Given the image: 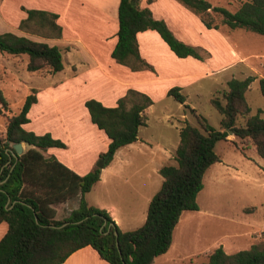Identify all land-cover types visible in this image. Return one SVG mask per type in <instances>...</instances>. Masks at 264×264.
<instances>
[{
    "label": "trees",
    "instance_id": "obj_1",
    "mask_svg": "<svg viewBox=\"0 0 264 264\" xmlns=\"http://www.w3.org/2000/svg\"><path fill=\"white\" fill-rule=\"evenodd\" d=\"M178 1L196 13L207 28H243L264 37V0H243L235 11L207 0ZM23 9L26 17L19 22L20 29L46 37L61 35L57 14ZM118 18L117 42L111 57L133 71L152 69L141 57L137 42V33L148 29L155 30L176 56L201 57L195 47L175 37L162 19L154 18L149 8H140L139 0H119ZM0 51L26 54L29 72L45 68L55 73L63 68L57 46L12 32L0 33ZM255 78L254 75L231 78L221 99L210 98L221 115L220 129L194 112L180 87L168 89L167 95L193 112L200 127L187 121L180 127L175 150L177 164L159 168L162 184L148 204L145 221L127 231L115 224L106 209L90 205L85 194L99 180L101 168L112 160L117 149L138 139V129L145 124L144 111L153 103L152 99L129 89L113 107L93 98L84 102L91 122L104 131L109 143L107 150L99 155L103 165L80 175L55 156L45 155L50 147L64 148L62 140L49 132L37 134L23 127L36 101L33 89L17 112L5 116V131L0 134V222L8 226L0 239V264H62L71 253L88 245L110 264H152L156 256L168 250L181 213L198 210L197 194L203 188L204 173L211 164L220 161L215 144L229 141L246 155L245 147L239 149L233 139L227 138V129L264 158V118L260 109L250 114L245 96ZM259 89L264 97V74L259 78ZM7 111L9 102L0 89V117ZM240 117L244 118L243 123L237 122ZM17 142L25 143L26 148L17 159H9L5 149ZM76 197L77 207L65 217L57 218L56 206ZM201 255L206 257V262L190 264H264V242L233 253H227L220 245Z\"/></svg>",
    "mask_w": 264,
    "mask_h": 264
},
{
    "label": "rangeland",
    "instance_id": "obj_2",
    "mask_svg": "<svg viewBox=\"0 0 264 264\" xmlns=\"http://www.w3.org/2000/svg\"><path fill=\"white\" fill-rule=\"evenodd\" d=\"M172 1H175L178 6L168 1L166 5L159 2V15L162 17L159 19L167 24L175 37L197 49L201 56L197 58L201 64L198 70L204 72L196 83L185 89L186 93H182L186 95V102L195 109V113L202 114L210 125L220 129L221 115L209 100L211 97L222 98L227 90L225 80L232 77L245 78L248 71L238 62L250 53L264 54V37L243 28L230 29L226 26L218 29L207 28L196 13L178 0ZM207 1L212 5L223 6L230 11H235L243 0ZM25 32L33 38L42 36L38 33ZM27 58L26 54L18 55V63H21L19 59L26 62ZM233 61L237 62L236 66L214 71ZM263 61L258 60L254 55L247 59L252 72H256L254 73L256 78L246 92V98L251 107V114H255L260 109V115L264 118V97L260 92L258 79L264 74ZM148 70L155 72L150 68ZM32 73L44 76L49 72L43 68ZM24 75L27 81H31L35 86H47L50 81L28 72ZM54 77H59V75ZM12 83L16 82L10 77L0 79L3 97L9 102V111L0 117V127L4 125L5 116L17 112L25 97L31 93L25 84L15 87ZM158 85L157 90L153 91V98L150 97L153 101V108L145 117L146 123L139 128L141 142L122 147L105 166L107 173L111 169H118L121 178L109 175L104 188L100 189V186H95L85 194L88 203L93 202V196L99 192L117 201V209L114 211L118 220L116 224L123 231L137 228L145 221L149 201L162 183V176L157 168L177 164L175 150L171 148L179 141L178 127L184 125L186 121L200 127L193 112L185 109L182 104L165 93L163 90L165 83H158ZM61 101L58 99L59 105ZM74 106L79 108L76 101ZM57 108L60 111L63 106L60 105ZM53 111L55 112V109ZM53 111L50 115H55ZM237 122L243 123L244 118H238ZM23 127L32 128L26 123ZM229 135L233 137L239 149L245 147L246 156L235 149L231 142L220 140L215 144V152L221 156L223 165L229 167L224 173L215 175L213 179L208 172L203 180V188L197 194L200 209L185 210L181 213L180 221L173 230L169 249L165 254L156 256L153 264L206 262L207 259L200 253L220 246L223 241L227 243V247L224 248L227 253L248 249L254 244L260 245L264 242V184L262 183L264 170L260 167L264 165V158L252 151L246 141L239 142L232 133ZM65 145L64 148L52 149L57 151L59 154L57 156L61 155V158L66 161L69 155H72L74 164H79L81 170H87L85 168L89 165V152L82 153L75 147L70 151L66 143ZM107 148L108 145L103 152ZM100 160L101 158H97L94 161V167H98ZM219 165L222 167L221 164ZM124 177L127 178L126 182L123 180ZM77 198L70 199L68 204L56 207L57 217H65L68 213L67 209L77 203ZM247 208L249 210H246Z\"/></svg>",
    "mask_w": 264,
    "mask_h": 264
},
{
    "label": "crops",
    "instance_id": "obj_3",
    "mask_svg": "<svg viewBox=\"0 0 264 264\" xmlns=\"http://www.w3.org/2000/svg\"><path fill=\"white\" fill-rule=\"evenodd\" d=\"M167 1L175 6L177 5L172 0H139V6L140 8H149L153 17L159 19L162 18L159 15V2L166 5L168 4ZM23 8L41 9L57 14L56 22L61 26V35L59 37L41 36L39 38H33L28 35L19 28V22L26 17V12ZM118 9L119 0H0V33L12 32L16 35L25 36L35 41L47 43L50 46H57L61 52L63 68L58 72L39 76L27 70L28 58L26 62L23 59H19V62L21 60L19 64L18 55L0 51V79L2 77H10L11 80L16 82L15 84L12 83L15 87L16 85L25 84L30 91L34 89L36 101L31 105L27 113L29 121L26 123V125L28 124V126L32 127L30 128L31 131L37 134L49 132L54 138L65 142L70 151L75 147L76 150L82 153L89 152V165L85 168L87 170H81L79 164H74L72 155H69L68 162L61 158V155L57 156V151L52 149L57 147H50L45 151V155L55 156L80 175L87 173L94 167V161L99 158L100 153L104 151L109 143V138L104 135V131L91 122L89 113L84 105L87 99L95 98L103 105L113 107L116 101L129 89L137 90L153 98V91L157 90L158 83H165L163 85L165 93L173 86L180 87L181 92L186 93L185 89L196 83L204 75V72L198 70L201 64L197 58L176 56L159 34L155 30L150 29L138 32L137 42L141 57L152 66L155 72L152 73L148 69L133 71L129 67L116 62L111 57V52L117 42ZM163 19L165 18L163 17ZM237 51L240 52L239 49ZM252 55L256 56L258 60H264V54L250 53L245 57L243 56L240 59L241 62L238 63H241L244 69L248 71L244 77L248 75L255 76L254 73L256 72H252L251 66L247 63V59H250ZM8 56L17 57L11 58ZM236 65L237 62L233 61L214 71L223 70L225 67L232 68ZM25 72L50 81L47 86H35L31 81H27L24 75ZM56 75H59V77H54ZM262 76L260 75L259 78ZM251 83L248 89L251 88ZM58 99L62 100L60 105L63 106V109L60 111L57 108L60 106L57 102ZM75 101L79 108H75ZM152 108L153 103L145 109V117ZM51 110L55 115H50ZM47 122L49 123L47 124ZM0 129V132L4 133L5 122ZM179 129L180 127H178V133ZM227 138L233 139L230 135ZM140 142L138 129V139L125 146H132L134 143ZM122 147L117 149L116 152ZM176 147L177 145L174 144L171 149L176 150ZM25 148L26 145L23 143V150ZM252 151L254 150L252 149ZM219 157L220 161L211 164L207 168L203 180L208 175V172L213 179L215 175H220L227 170L229 166L223 165L221 156L219 155ZM219 164L222 167H219ZM260 167L264 170V165H260ZM119 173L118 169H111L107 173L105 166L102 167L100 178L93 187L100 186V189L104 188L107 185L108 176L121 178ZM123 180L126 182L127 178L124 177ZM262 183L264 184V180ZM93 199L94 201L89 204L106 209L116 224L118 220L114 211L117 209L118 202L109 199V197L100 192L94 195ZM126 201H130V199H126ZM68 202L69 200L56 207L68 204ZM77 204L78 198L77 203L72 208L67 209V214L77 207ZM7 227L6 222H0V239L6 233ZM175 229L176 227L173 230ZM221 245L223 249L227 247L225 241ZM62 264L110 263L102 259L97 251L88 245L71 253Z\"/></svg>",
    "mask_w": 264,
    "mask_h": 264
},
{
    "label": "water",
    "instance_id": "obj_4",
    "mask_svg": "<svg viewBox=\"0 0 264 264\" xmlns=\"http://www.w3.org/2000/svg\"><path fill=\"white\" fill-rule=\"evenodd\" d=\"M228 133H232L230 129H227ZM6 153L8 154L9 159L14 157L15 159L18 158V156L23 152V143L17 142L12 144L11 148L5 149ZM103 165V159L100 160V163L98 164V167H101ZM115 235L117 236V232L115 231Z\"/></svg>",
    "mask_w": 264,
    "mask_h": 264
}]
</instances>
